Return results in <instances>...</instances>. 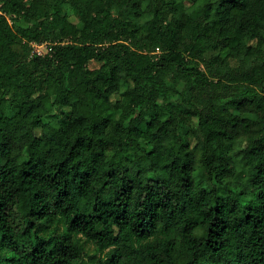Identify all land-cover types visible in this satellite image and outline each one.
Returning a JSON list of instances; mask_svg holds the SVG:
<instances>
[{"label": "trees", "instance_id": "1", "mask_svg": "<svg viewBox=\"0 0 264 264\" xmlns=\"http://www.w3.org/2000/svg\"><path fill=\"white\" fill-rule=\"evenodd\" d=\"M0 264H264V0H0Z\"/></svg>", "mask_w": 264, "mask_h": 264}, {"label": "built area", "instance_id": "2", "mask_svg": "<svg viewBox=\"0 0 264 264\" xmlns=\"http://www.w3.org/2000/svg\"><path fill=\"white\" fill-rule=\"evenodd\" d=\"M42 45H45V46L48 47V45L46 43L36 44L35 49L33 50V52H35L37 54H43L44 53V50H42V48H41Z\"/></svg>", "mask_w": 264, "mask_h": 264}, {"label": "rangeland", "instance_id": "3", "mask_svg": "<svg viewBox=\"0 0 264 264\" xmlns=\"http://www.w3.org/2000/svg\"><path fill=\"white\" fill-rule=\"evenodd\" d=\"M41 48H42V50H44V52H46L48 50V47L45 45H42Z\"/></svg>", "mask_w": 264, "mask_h": 264}]
</instances>
